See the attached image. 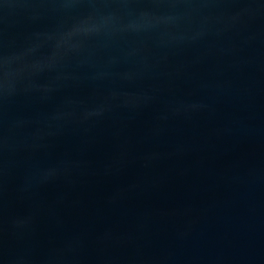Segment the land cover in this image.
<instances>
[{"label":"water","instance_id":"1","mask_svg":"<svg viewBox=\"0 0 264 264\" xmlns=\"http://www.w3.org/2000/svg\"><path fill=\"white\" fill-rule=\"evenodd\" d=\"M0 264H264V0H0Z\"/></svg>","mask_w":264,"mask_h":264}]
</instances>
